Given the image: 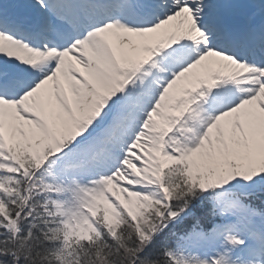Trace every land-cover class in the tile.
Instances as JSON below:
<instances>
[{
	"label": "snow or ice",
	"instance_id": "6c2138e0",
	"mask_svg": "<svg viewBox=\"0 0 264 264\" xmlns=\"http://www.w3.org/2000/svg\"><path fill=\"white\" fill-rule=\"evenodd\" d=\"M0 264H264V0H0Z\"/></svg>",
	"mask_w": 264,
	"mask_h": 264
}]
</instances>
